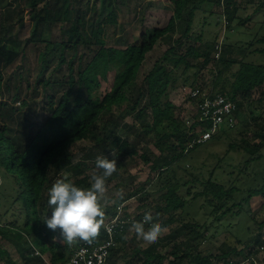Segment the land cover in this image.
Instances as JSON below:
<instances>
[{
	"label": "trees",
	"instance_id": "1",
	"mask_svg": "<svg viewBox=\"0 0 264 264\" xmlns=\"http://www.w3.org/2000/svg\"><path fill=\"white\" fill-rule=\"evenodd\" d=\"M39 1L28 0L32 30L24 43L44 44L39 52L41 67L48 64L49 52L58 50L59 58L53 71L65 63L67 74L62 80L54 77L52 82L50 78L42 81L53 89H62L59 95L55 92L46 95L48 115L36 126L34 133L31 131L34 123L25 113H20L14 127L8 115L0 111V239L9 243L18 255L15 260L0 243V261L3 264H45L41 255L35 254L38 251L47 256L50 264H67L71 253L83 241L72 246L62 244L59 229L52 231L43 222L46 212L51 211L48 191L57 179L64 178V173H68V181L76 186L90 187L99 155L117 162V172L107 183L121 178L128 171L127 160L134 157H139L152 174L144 183L123 194L122 199L116 196L113 199L115 203L105 208V220L112 218L128 198L138 196L144 200L153 196L152 208L161 218L160 223L170 227L175 224L157 242L145 248L132 246L127 253V242L133 239H127L126 231L131 225L128 221L123 231L116 235V245L110 248L108 260L111 264L218 263L255 254L258 249L254 247L264 242V235L260 232L254 236L247 235L244 240L235 237V241L242 244L240 249L224 241L219 245L218 253L204 255L199 247L207 238L209 226L206 221L195 219L187 209L192 202L203 200L210 207L215 221L226 220L231 226L233 219H254L244 204L255 194L264 196V177L261 186L247 190V195L240 198L242 202L237 199L240 189L236 182L251 160L261 157L264 119L258 120L251 111L253 126L260 140L255 143H251L249 138L242 140L247 154L244 165L232 180L223 183L213 176L222 157H218L207 176L201 170L188 169L186 164H181V159L197 146L209 144L210 139L218 141L223 136L228 137L232 126L223 125L207 143H192L198 136V132L192 129L196 125L206 129L209 123L198 120L196 114L195 121L187 127L177 113L179 106L172 101L171 95L187 89V98L195 103L204 95L225 94L236 103V115L241 108L238 97H247L254 90L258 96L248 103L264 110V19L257 22L258 26L250 33L252 38L246 45L240 46L244 53L236 60L229 53L235 44H229L231 50L221 51L216 58L218 36L210 38L192 31L196 11L201 10L205 2L217 4V0H174L172 16L164 27L155 28L149 35L140 34L136 43L125 47L106 45V28L117 23L113 10L95 22L97 11L89 7V0H41L43 3L40 4ZM115 1L103 2L105 7H109ZM236 1H227L222 14L228 32L233 29L234 22L243 26L250 18L238 17ZM13 2L0 0V86L4 84L3 70L22 52L18 49L22 40L14 32L13 20L18 14L17 25L22 27L23 8L19 0ZM263 8L264 0H258L254 11ZM178 22L184 23V30L176 38V45L169 46L154 62L130 102L127 92L133 87L145 54L158 39L171 34ZM58 23L59 36L44 39L43 35L50 26ZM78 45L87 48L85 59L77 55ZM249 54H257L259 61L246 60ZM208 64H212L214 75L210 87L205 89L206 86L196 84V80L200 70ZM108 76H111L109 87L101 92V83L108 80ZM196 87L200 94L193 99L190 91ZM116 108L131 117L126 129L145 141L141 152L118 134V125L111 116ZM80 140L87 142L89 148L78 157L75 143ZM234 146L237 145L229 142L223 156ZM122 215L128 219L125 212ZM142 216L137 214L132 221L141 222ZM254 224L261 229L264 219L254 221ZM105 238L102 227L94 240L101 242ZM165 245L170 249L161 253L158 248Z\"/></svg>",
	"mask_w": 264,
	"mask_h": 264
},
{
	"label": "rangeland",
	"instance_id": "2",
	"mask_svg": "<svg viewBox=\"0 0 264 264\" xmlns=\"http://www.w3.org/2000/svg\"><path fill=\"white\" fill-rule=\"evenodd\" d=\"M13 2V0H11ZM20 5L23 8L21 14L23 15V25L20 27L17 25V15H15L13 22L14 32L21 38L22 43L18 48L19 51L22 49L20 55L3 70V86H0V111L8 115L10 122L15 127L18 119L21 117L20 113H25L31 121L34 123V127L31 131H36V126L40 125L45 117L48 115L45 102L47 101V94L55 92L59 95L62 88L56 90L51 86H46L42 83L43 80L50 78L51 82L55 79L62 80L67 74V65L64 63L58 70L53 68L57 64L59 58V51L52 49L48 55V64L45 67H41L39 60V52L43 50L44 44L40 42H30L25 44L24 40L29 37L32 30L30 7L28 6V0H19ZM45 1V0H43ZM39 1L38 3H43ZM104 0H89V7L92 10L97 11V17L95 22L99 21L106 13L113 10L116 13L117 23L108 25L106 28L105 41L107 46L114 47H125L126 45L136 43L139 40L140 34L149 35L155 28H162L167 23L173 13V2L174 0H116L111 6L105 7ZM258 0H237L236 3L239 5L238 17L249 16L243 26L236 25L233 23V29L227 31L225 28V22L222 18V9L214 2L202 4V9L196 11L193 21L192 31L196 33H203L204 36L210 38L215 35L218 36V44L221 51L229 52L232 48L229 44H235L232 52H229L234 59H240L244 49L243 45L249 41L251 32H254L257 22L264 19V8L258 12L254 11V6ZM17 2V0H16ZM14 3V2H13ZM17 5V3H16ZM17 9V8H16ZM204 9V10H203ZM226 21V20H225ZM60 24H53L44 33L43 38H57L60 34ZM184 30V23L178 22L175 30L171 34H167L164 38L158 39L153 48L145 54V58L138 70L136 80L133 87L130 88L127 94L130 96V102H132L136 96V88L143 83L145 74L151 69L154 62L160 58L163 52L171 45H176V38ZM182 40H186L183 38ZM68 52V51H67ZM88 50L85 46L78 45L77 55H82L83 59L86 58ZM250 55V54H249ZM68 53H66V57ZM215 56V55H214ZM216 57V56H215ZM217 58V57H216ZM254 60L258 62L257 54H251L246 60ZM77 62V60H75ZM236 67V66H235ZM214 75V69L212 64H208L205 68H202L198 74L196 84L200 86L210 87V82ZM110 77L108 80L101 83V92H104L109 87ZM57 91V92H56ZM258 96L256 91H251L247 97H238L241 108L236 113V121L229 131V135L223 136L218 141L209 140V144H203L197 146L191 150L187 155L181 159V164H186L188 169H192L195 172L201 170L204 176H207L208 171L216 164L218 157H222L219 161V166L214 171L213 176L216 180L226 183L232 180L234 176L239 173V169L243 167L244 161L247 158V154L243 149L244 144L242 140L249 138L251 143H255L260 140V136L255 132L256 128L253 126V114L258 120L264 119V110L255 108L254 104L248 102L255 99ZM172 101L179 106L177 113L182 117L187 127L191 126L196 119V104L187 98V89L177 91L171 95ZM25 102V104L22 103ZM18 102H20L18 104ZM251 111H254L251 114ZM111 116L116 120L118 125V134L130 141V143L136 145V148L141 152V146L145 145V141L139 139L138 136L131 134L127 129L126 125L130 123L131 117L124 115L122 110L115 109ZM17 126V125H16ZM250 126V127H249ZM17 128V127H16ZM200 125H196L192 131L198 132ZM229 142L235 143L237 146L223 156V152L228 148ZM207 143V142H206ZM153 148V146H150ZM89 145L84 140L77 141L75 143L76 154L81 157L86 153ZM127 172H125L121 178H116L111 182L107 183V197L109 200H113L117 193L132 190L135 186L144 183L146 179L151 177V173L147 165L143 164L139 157H134L126 162ZM68 173H64L63 177H67ZM264 177V148L261 151V157L251 160L247 167L239 175V179L236 182L238 186L239 194L237 199L245 197L248 189H253L261 186ZM149 191L151 187H149ZM153 193V191H152ZM152 198L140 199L138 196L128 198L121 204L122 212L128 215L129 222L133 223L134 217L138 214L139 216L145 215V213H151L153 217L152 222H159L161 218L155 214L152 208ZM241 200V199H240ZM242 202V200H241ZM245 203V202H244ZM112 204V203H109ZM244 208L250 210L253 214V220L246 218L244 220H232L231 226L228 225L226 220L215 221L212 214H210V207L206 205L203 200L192 202L188 207L190 215L195 219L203 222L206 221L208 224L207 238L202 240L199 249L204 255L218 253L219 245L226 241L232 246H236L238 249L242 248V244H238L235 241V237H239L242 240L247 235L254 236L257 233L264 235V226L259 229L254 221L261 222L264 219V196L262 194L253 195L248 203L244 204ZM48 217L51 216V211L46 212ZM107 219L104 221V223ZM243 223V226H241ZM260 224V223H259ZM127 229V247L125 250L127 253L130 252L132 246L145 248L151 244H147L140 239H137L134 230ZM262 225V223L260 224ZM149 225L145 224L147 229ZM164 231L160 238L169 233L170 226H164ZM246 227V228H245ZM247 227L249 230H247ZM249 233V234H248ZM56 237V236H55ZM60 240V237H56ZM159 238V239H160ZM1 245L8 249L11 257L17 260L18 255L11 247L9 243L0 239ZM164 244V242H162ZM264 245V242L262 243ZM261 245H256L254 248L258 249L254 254L260 259V263L264 264V248H260ZM170 249V246H160L158 250L164 253ZM0 264H3L0 261Z\"/></svg>",
	"mask_w": 264,
	"mask_h": 264
},
{
	"label": "clouds",
	"instance_id": "3",
	"mask_svg": "<svg viewBox=\"0 0 264 264\" xmlns=\"http://www.w3.org/2000/svg\"><path fill=\"white\" fill-rule=\"evenodd\" d=\"M117 168L116 159L99 155L95 160L90 187H78L67 177L57 179L51 186L48 191L51 216H46L43 222L52 231L59 229L62 244L72 246L79 241L91 242L99 235L105 221V208L109 203H115L107 197V181ZM117 195L122 199V190ZM152 221L151 213H145L143 222H133L130 230H134L137 239L153 244L164 228L161 223ZM145 224L149 225L147 229ZM40 255L43 261L47 259V256Z\"/></svg>",
	"mask_w": 264,
	"mask_h": 264
},
{
	"label": "built area",
	"instance_id": "4",
	"mask_svg": "<svg viewBox=\"0 0 264 264\" xmlns=\"http://www.w3.org/2000/svg\"><path fill=\"white\" fill-rule=\"evenodd\" d=\"M217 5L224 11L225 3L230 0H217ZM223 13V12H222ZM223 21L225 17L222 16ZM224 23V24H225ZM215 56L218 57L220 48L218 44L215 45ZM200 90L198 87L193 88L190 91V97L195 99L199 96ZM20 102H18L19 104ZM196 112L198 114V120L205 123H209L206 129H198V136L193 142L204 143L208 141L212 135L217 133L223 125L233 126L235 118L236 103L231 100L225 94H215L214 96H203L202 100L195 102ZM190 144L189 146H191ZM121 205L118 207L116 214L108 219L103 226L104 234L106 238L97 242L94 239L91 242H81L71 253L67 260V264H111L108 260L110 248L116 245L115 237L118 233H121L125 227V224L129 221L123 217ZM144 216L141 217L143 222ZM263 249V245L260 246ZM35 254L40 255L38 251ZM43 257V256H42ZM44 258V257H43ZM46 264H50L46 258H44ZM199 264H261L260 259L254 254H251L245 258L234 260L229 259L224 262L208 263L202 262Z\"/></svg>",
	"mask_w": 264,
	"mask_h": 264
}]
</instances>
